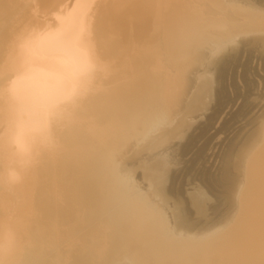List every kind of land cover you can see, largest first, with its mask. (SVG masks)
<instances>
[{"label":"bare ground","instance_id":"obj_1","mask_svg":"<svg viewBox=\"0 0 264 264\" xmlns=\"http://www.w3.org/2000/svg\"><path fill=\"white\" fill-rule=\"evenodd\" d=\"M0 264H264V0H0Z\"/></svg>","mask_w":264,"mask_h":264},{"label":"rangeland","instance_id":"obj_2","mask_svg":"<svg viewBox=\"0 0 264 264\" xmlns=\"http://www.w3.org/2000/svg\"><path fill=\"white\" fill-rule=\"evenodd\" d=\"M201 60V59H200ZM200 60H199V63H198V60L197 61H195V59H194V62H195V65H194V67H197L199 64H201L202 63V61L200 62ZM246 61V57L243 59V63H245V61ZM256 61H257V59H256ZM256 61H255V64H256ZM193 62V61H192ZM191 67V66H190ZM187 70H189L190 72H191V70H192V68H191V70H190V68L189 69H187ZM186 70V71H187ZM188 71V72H189ZM241 71H242V68L240 69V73L238 74L237 73V75L239 76V80H240V76H241ZM192 72L193 73H187V72H185L184 71V73L183 74H186L187 76H185L184 75V77H187V79L188 78H193V77H195V75H192V74H195L194 72H196V70H192ZM176 74H179L180 75V73H176ZM188 74H190V75H188ZM179 75L177 76V75H175V76H177V77H173L174 78V80H175V84L177 83V85L175 86V84H173L172 86H173V92H174V94H173V97H172V100H171V105L169 106V108H172V114L171 115H173L174 113H177V111H179V109L181 108V107H183V103H185V101L186 100H183L184 99V97H185V99H186V95H187V93H188V91H187V88H188V90H190L189 89V87H191L192 86V83H193V81H194V78H193V80H191L190 79V81H187V79L186 80H183V79H185V78H182V76L181 77H179ZM189 76V77H188ZM193 76V77H192ZM231 77V76H230ZM180 78V79H179ZM179 79V80H178ZM182 81V82H181ZM183 81H185V82H188V84H184L185 82H183ZM230 81V83H231V79L229 80ZM229 83V84H230ZM184 84V85H183ZM175 86V87H174ZM177 86H178V88H177ZM183 86V87H182ZM186 86V88H184ZM216 86V85H215ZM215 86H214V89H215ZM240 86H241V84L239 85V88H240ZM184 89H186L185 91H187V92H185L184 91ZM230 89V90H229ZM232 89V90H231ZM235 89V87H228V89L226 90V92L227 93H230V94H233L234 95V90ZM241 89V88H240ZM180 90L182 91V92H180ZM185 93H184V92ZM214 91V90H213ZM181 94V95H179V94ZM186 94V95H185ZM176 95V96H175ZM184 95V97H182L181 98V96H183ZM212 95H214L213 97H212V103H211V105H210V109H209V105H208V109L206 108V110H204L203 112H202V115H200V117H194L195 119H194V121H193V123H192V126L190 127V130L191 131H189V129H187L186 130V132L185 133H183L184 135L183 136H181V137H179L178 139H176L175 141H173L171 144H169V145H167L166 147H164V150L166 151L165 153H164V156L167 158V161H168V159L171 161V164H174V165H172L171 167L173 168H175V169H170L171 171H169V173H171L170 175H168L167 174V176H169V179H171V181H173V176H172V174L174 175V173L175 172H179V171H181V170H184V168H186V167H190L191 165H192V161H193V159H195V156H197V154H198V150L200 149V147L203 145V143L205 142L204 140L201 142V143H199L198 145H200V146H197V147H195L194 148V152L193 153H191V154H189V155H184V151H185V148H186V145H187V141H188V138H189V136H190V134L192 135V134H199L200 132L199 131H197V132H195V128H197L198 130H200L202 127L204 128L205 126H206V123H207V118L209 117V115L212 113V112H214L213 110H214V106H212V104L214 105L215 104V102H216V92L214 91V93L212 94ZM179 98V99H178ZM181 99L184 101H182V102H180L181 101ZM180 100V101H179ZM214 100V101H213ZM173 101V102H172ZM176 101V102H175ZM211 102V101H210ZM241 102H242V99L238 102V104H237V106L234 108V110H233V113L234 112H236L237 111V109H238V107L241 105ZM175 105V106H174ZM179 107V105H180V108H178L177 110H176V107L177 106ZM174 106V107H173ZM212 107V108H211ZM212 109V110H211ZM229 109H231V108H229ZM227 110V114L229 113V111L230 110ZM206 113H208V114H206ZM224 114L223 115V117L218 121V125H217V127H220L222 124H223V122H224V117H226L227 116V114ZM226 115V116H225ZM203 118H202V117ZM230 117V116H229ZM201 118V119H200ZM224 119V120H223ZM200 120V121H199ZM202 125V127H201V125ZM205 125V126H204ZM249 127V128H248ZM247 128H246V130H244L243 132H242V134H241V136H240V138L239 139H246V136H248L249 134H251L253 131H254V127H253V125H250V126H248ZM247 130H248V132H247ZM215 131H216V129H214V130H212V134H213V132L215 133ZM194 132V133H193ZM187 134V135H186ZM227 134H229V133H227ZM235 135V133H233V136ZM222 137L220 138L221 140L220 141H222V139L226 136V134H223V135H221ZM230 136H232V134L230 135ZM232 136V137H233ZM232 137H229L228 139L230 140ZM227 139V140H228ZM181 141V142H180ZM218 141V140H217ZM241 141V140H240ZM239 141V142H240ZM243 142H244V140H242ZM215 142H216V140H215ZM229 141H226L225 143L227 144ZM242 142V143H243ZM181 143V144H180ZM218 143H219V141H218ZM237 143H238V140H237ZM242 143H240V144H242ZM179 144V145H178ZM226 144H223L222 146L221 145H219V148L218 147H216V149L214 150L215 152H219V154L220 153H222L223 154V152L225 151V150H227V149H225V148H228L227 146H226ZM221 146V147H220ZM226 146V147H225ZM172 147H173V149H172ZM180 149H179V148ZM180 150V151H179ZM217 150V151H216ZM224 150V151H223ZM210 152L209 153H212V151L213 150H209ZM176 152V153H175ZM208 152V151H207ZM174 156H173V155ZM193 154V155H192ZM218 154V155H219ZM168 155V156H167ZM183 156V157H182ZM191 156V157H190ZM186 157V158H185ZM189 158H190V160H189ZM197 158V157H196ZM208 158V157H207ZM187 159V161H185ZM192 159V160H191ZM213 160H214V158H213ZM212 159H211V161H213ZM170 161H168L169 163H170ZM200 161V160H199ZM198 161V162H199ZM204 161V162H203ZM217 161H218V163L220 162V159L219 158H217L216 159V165H218V163H217ZM190 162V163H189ZM201 162V166L203 167H201V166H199L200 165V163H197L196 165V167L197 168H200V169H204V168H208V167H206V166H210L211 165V163H206V164H208V165H206L205 164V160H202V161H200ZM202 163H204V164H202ZM176 164V165H175ZM178 167V168H177ZM174 170V171H173ZM215 170V169H214ZM213 170V171H214ZM140 171L141 170H139L138 172H137V174H136V178H137V176L139 175V173H140ZM175 174H177V173H175ZM166 176V177H167ZM165 177V182L167 183H165L164 184V188H166V189H168L169 187H170V180L168 179V177L166 178ZM169 183V184H168ZM171 184H172V182H171ZM202 184H204V183H201L200 184V186L199 187H197L196 186V191H198V193H200L199 192V190L200 191H205L206 192V194H207V196L208 197H212V199H213V202L216 200V197H214V195L212 196V193H211V191L209 190V188L204 184V185H202ZM195 185L196 184H193V185H190L192 188H190V186H186V191H188V192H185V197H187V196H190L189 194H187V193H191V191H192V193L195 191ZM194 187V188H193ZM205 188V189H204ZM195 191V192H196ZM209 193H208V192ZM204 193V192H203ZM201 195V194H200ZM215 198V199H214ZM172 200H174V198L172 199ZM173 205H174V203H173ZM173 208H175V207H173ZM172 208V209H173ZM171 215V214H170Z\"/></svg>","mask_w":264,"mask_h":264}]
</instances>
